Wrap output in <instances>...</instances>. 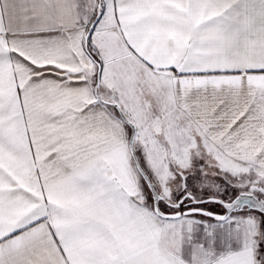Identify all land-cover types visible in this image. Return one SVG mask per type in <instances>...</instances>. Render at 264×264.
I'll use <instances>...</instances> for the list:
<instances>
[{"label": "snow or ice", "instance_id": "obj_1", "mask_svg": "<svg viewBox=\"0 0 264 264\" xmlns=\"http://www.w3.org/2000/svg\"><path fill=\"white\" fill-rule=\"evenodd\" d=\"M0 264H264V0H0Z\"/></svg>", "mask_w": 264, "mask_h": 264}]
</instances>
